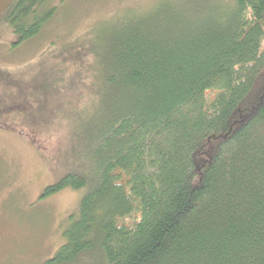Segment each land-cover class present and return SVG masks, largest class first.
<instances>
[{"label": "trees", "instance_id": "obj_1", "mask_svg": "<svg viewBox=\"0 0 264 264\" xmlns=\"http://www.w3.org/2000/svg\"><path fill=\"white\" fill-rule=\"evenodd\" d=\"M45 3L1 13L12 46L51 19ZM117 20L32 109L0 106V128L52 161L81 134L83 166L39 195L85 188L40 264H264V0H155Z\"/></svg>", "mask_w": 264, "mask_h": 264}, {"label": "rangeland", "instance_id": "obj_2", "mask_svg": "<svg viewBox=\"0 0 264 264\" xmlns=\"http://www.w3.org/2000/svg\"><path fill=\"white\" fill-rule=\"evenodd\" d=\"M153 1L46 0L44 8L54 7L55 13L36 36L16 46L0 14V106L22 101L32 109L55 65L80 48L91 61L98 29L116 23L128 9L146 8ZM80 140V131L71 127L52 161L25 138L0 128V264H40L64 242L67 216L76 210L85 188L39 195L59 172L83 166ZM42 151L48 153L45 147ZM92 261L87 256L84 264Z\"/></svg>", "mask_w": 264, "mask_h": 264}, {"label": "water", "instance_id": "obj_3", "mask_svg": "<svg viewBox=\"0 0 264 264\" xmlns=\"http://www.w3.org/2000/svg\"><path fill=\"white\" fill-rule=\"evenodd\" d=\"M12 0H0V13L4 11L9 4L11 3Z\"/></svg>", "mask_w": 264, "mask_h": 264}, {"label": "flooded vegetation", "instance_id": "obj_4", "mask_svg": "<svg viewBox=\"0 0 264 264\" xmlns=\"http://www.w3.org/2000/svg\"><path fill=\"white\" fill-rule=\"evenodd\" d=\"M5 10H6V9H5ZM5 10H4V11H5ZM2 12H3V11H2ZM2 12H1V13H2ZM1 13H0V14H1Z\"/></svg>", "mask_w": 264, "mask_h": 264}]
</instances>
